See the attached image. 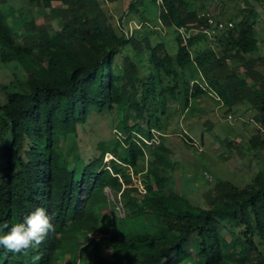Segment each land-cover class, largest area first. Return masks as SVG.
<instances>
[{
    "label": "trees",
    "instance_id": "obj_1",
    "mask_svg": "<svg viewBox=\"0 0 264 264\" xmlns=\"http://www.w3.org/2000/svg\"><path fill=\"white\" fill-rule=\"evenodd\" d=\"M146 2L159 5L162 28L174 34L173 49L170 42H153L142 27L128 35L124 31L129 12ZM36 6L50 9L61 28L51 32L37 24ZM259 41L250 16L223 23L189 0H131L117 21L106 0H27L26 14L0 7V60L16 62L25 73V80L17 77L18 86H3L0 228L23 222L37 207L55 227L27 255L0 246V264H34L37 255L35 264H60L64 257L76 260L81 250L94 257L88 264H184L192 257L187 243L193 236L199 264H264V168L244 188L220 180L205 192L209 206L202 207L171 193L159 166L164 165L160 138L167 133L169 96L181 94L186 109L207 93L228 108L247 103L264 128V53L251 56ZM126 47L135 56L124 54ZM190 68L200 77L185 78ZM114 107L131 110L116 129L123 137L100 142L98 156L75 157L70 165L65 143L77 139L80 129L87 131L94 113ZM153 129L160 141L151 144L154 159L142 193L135 176L145 171L140 159L147 143L140 136L152 139ZM251 145L264 148V135L252 137ZM107 153L115 157L109 164ZM107 190L115 194L114 203L123 204L125 216L112 217L116 226L142 218L148 230L108 235L99 217L113 206ZM225 229L234 236L229 252ZM96 233L101 235L92 236ZM108 247L121 251L124 260L107 259Z\"/></svg>",
    "mask_w": 264,
    "mask_h": 264
},
{
    "label": "rangeland",
    "instance_id": "obj_2",
    "mask_svg": "<svg viewBox=\"0 0 264 264\" xmlns=\"http://www.w3.org/2000/svg\"><path fill=\"white\" fill-rule=\"evenodd\" d=\"M7 1V5L1 2V9L8 10V7L12 6L26 14L27 0ZM130 1L106 0V6L114 15L115 21L128 12ZM189 1L193 8L200 9L205 6L223 23L230 17L236 16V19H240L245 14L250 16L260 37L259 50L251 56L264 53V0ZM159 11V5L153 2H146L144 6L137 5L133 14L129 12L131 24L126 30L131 32L135 28L142 27L141 30L149 34L153 42H170L169 47L173 49L175 46L174 34L169 28H162L158 16ZM50 12L51 10L48 8L36 6L35 21L37 24H45L51 32H54L61 28V23L58 19H51ZM141 17H144L147 22L142 21ZM127 53L135 56L132 48H124V54ZM17 77L20 81L25 80V73L18 68L17 63L0 60V106L5 103L6 98L3 86L10 84L18 86ZM199 77L200 73L193 68L185 72L187 79ZM130 113L129 108L122 112L116 107L103 113H94L87 131L80 129L77 139L70 142L71 138L65 143L64 153H66L70 165H73L72 160L75 157H82L86 161L98 156L97 145L100 142L113 144L111 139L117 138L118 135L123 137L124 132L116 129L120 121ZM166 114V119L163 121L167 120V133L164 139L160 138L165 145L164 151L161 152L164 155V165L159 166L164 170L162 174L167 177L166 184L171 193L182 196L194 205L208 207L209 204L204 194L220 180L226 179L244 188L250 185L255 174L264 168V148L258 145L254 149L251 145L252 137L259 133L264 135V128L257 122L256 111L250 108L249 104L241 103L233 108H228L215 94L207 93L192 99L189 108L186 109L182 95L178 94L175 98L169 96ZM129 123L133 124V119H130ZM141 124L146 126L145 121L141 120ZM153 131L156 130L153 129ZM153 151L154 147L147 144L146 155L140 159V167L145 171L135 176L137 183H144L148 162L154 159L151 155ZM111 159H115L114 155L107 153L104 162L109 164ZM130 171L132 172V169ZM107 194L113 206L107 212L100 213L99 217L100 224L108 235L125 236L132 232L148 230V224L142 218L129 220L125 228L116 226L112 217L125 216L120 210L123 204L121 202L114 203L115 194L112 191L107 190ZM223 233L230 247L227 250L229 252L234 236L226 229L223 230ZM100 235L96 233L92 236L99 237ZM80 240L83 241V238ZM187 249L191 252L192 257L184 264H199L194 236L188 241ZM260 250L264 252V246H260ZM103 254L107 259L117 263L124 260L122 252L113 247L104 248ZM92 261H94V257L81 250L76 260L69 261L64 257L61 258L60 264H88Z\"/></svg>",
    "mask_w": 264,
    "mask_h": 264
},
{
    "label": "clouds",
    "instance_id": "obj_3",
    "mask_svg": "<svg viewBox=\"0 0 264 264\" xmlns=\"http://www.w3.org/2000/svg\"><path fill=\"white\" fill-rule=\"evenodd\" d=\"M51 217L42 207H37L29 215L25 216L23 222L16 223L10 228L7 224L0 228V233L8 229L6 233L0 234V246L12 253L28 254L29 249H37L44 242L50 231H55L51 223ZM40 256L33 257L38 261Z\"/></svg>",
    "mask_w": 264,
    "mask_h": 264
},
{
    "label": "built area",
    "instance_id": "obj_4",
    "mask_svg": "<svg viewBox=\"0 0 264 264\" xmlns=\"http://www.w3.org/2000/svg\"><path fill=\"white\" fill-rule=\"evenodd\" d=\"M123 21H124V20H123ZM209 21H210L211 23H213V19H210ZM129 24H131V23H129ZM127 27H128V26L125 25V27H124V31H125L126 34L128 35V34H130L132 31H131V32L127 31V30H126ZM180 32L183 33V34H186V31H185L184 28H180ZM140 137L142 138V140H143L144 142H146V143L149 144V145H151L153 142H155V143H159V141H160V139H159V137H160V133L157 132V131H153V137H152V139H150V140H148V139H146V138H144V137H142V136H140ZM137 185H138V189H139L140 192H142V193L146 192V190H145V186H144L142 183H137ZM120 210L123 211V213H124L123 205H122V207L120 208ZM124 214H125V213H124Z\"/></svg>",
    "mask_w": 264,
    "mask_h": 264
}]
</instances>
